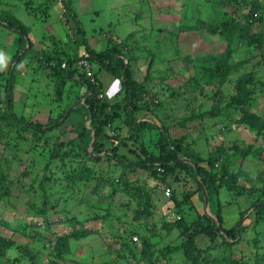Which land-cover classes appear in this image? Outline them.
<instances>
[{"label":"rangeland","instance_id":"374dc122","mask_svg":"<svg viewBox=\"0 0 264 264\" xmlns=\"http://www.w3.org/2000/svg\"><path fill=\"white\" fill-rule=\"evenodd\" d=\"M36 3L37 0H0V11L9 8L29 26V36L36 50L48 46L55 47L54 38L64 43L65 46L69 45L66 35L68 34L70 37L72 34L73 38H76L77 35L74 33L76 26L73 18H70L69 21H65L63 17L59 18L62 9L61 1H52L50 14L44 20L39 14L43 6L40 4L39 10ZM27 4H31L32 7L29 8ZM70 5L84 28L87 41L96 49L104 48L108 38L121 40L130 31L136 29L138 32L130 42L136 47L137 54L146 55L153 51L166 59L156 62L152 67L148 87L154 94L152 101L156 102V99L161 101V107L157 109V112L169 124L172 134L179 135L185 131L190 139L196 138L194 146L203 155L221 141L226 145L237 141L243 149H248V153L234 155V165L240 166L251 175H256L264 169V133H256L255 128L235 122L240 112L233 111L232 116L222 114L203 119L202 130L194 127L193 124H190L186 129L179 126L181 119L194 111L200 102L211 103L203 93L199 92L197 84H187L188 77L194 74L197 75L199 84H203L204 78L203 71L199 66L188 62L184 56L219 51L225 46L224 40L216 34L208 33L204 28L181 29L179 25L194 23L197 17L211 23H219L224 18V11H231L232 5L215 6L208 0H70ZM25 7L30 11H35L37 17L34 16L35 13H30ZM241 7V12L247 10L246 6ZM1 25L0 111L5 103L3 81L5 70L10 62L8 57L12 56L18 44V32ZM253 29L264 30V21L255 22ZM171 31L177 32L178 36L175 42H171L168 37ZM51 35L54 38H51ZM78 43L79 41L74 44L71 42L74 48ZM173 48H176L175 52ZM29 54L23 61L27 62L28 56L31 57V60L27 64L21 63L23 67L20 71L18 70L19 66L15 70L17 78L14 87L20 90L24 89L25 95L23 96L18 91L15 92L19 95L18 97L14 95L12 108L18 116L23 117L26 121L44 123L48 115H54L60 111L64 103L56 104L53 100L52 80L47 76L46 71L40 68L43 57L38 55L35 59L32 52ZM231 60L238 62V66L230 72L228 80L223 86L225 96L233 91V80L241 72L252 70L260 82L255 84L256 88L253 94L255 101L251 104V108L261 113L264 110V44L261 47H256L236 40ZM137 65L135 74L142 78L146 65L141 60L137 62ZM95 67L96 64L93 65V68ZM99 76L105 89L102 95L110 99L114 98L121 87L120 78L112 76L105 70L100 71ZM73 87L76 92L85 91L82 84L75 83ZM208 90V88L205 89L207 92ZM77 101L76 104L82 102V99ZM137 115L143 114L139 111ZM149 115L152 114L149 113ZM74 116L78 117L77 113H73L65 125H62L63 120L57 121V127L45 133L22 130L12 124L9 119L0 118L1 166L12 183L10 192L0 198V219L8 222V225L0 222V264H23V262L30 264L32 258L29 254L34 255L38 264H51L50 258L57 259L58 264H126V259L117 254V249L121 250L122 243L125 242L126 247L130 246L136 253V258L139 259L141 257L140 238L142 234L148 233L149 224L153 228L155 235L153 239L157 240V247L167 243H179L181 240L179 230L173 229L166 233L161 226V222L167 217L170 211L169 206L171 207L172 204L167 199L168 195L161 188L169 186L166 182L171 181V178L167 175L162 179L160 175H151L139 167L125 173L126 179L131 181L132 185L147 187L157 181L161 186L152 193L155 211L149 220H146L145 217L134 216L132 209L136 203L134 200L127 203L129 196L126 194L116 193L113 198L108 195L111 191L110 186H107L108 182L102 181L97 189L94 188L95 178H91L87 182L78 181L74 186H69V181L65 178V173L70 170L69 163H65V161L62 163L51 153L52 147L57 144L59 139L66 140L75 134L74 131L68 133L62 131L71 129L70 118ZM122 131L124 135L128 133L126 127H123ZM156 135V131L152 129L143 133V144L149 150L154 149L153 142ZM94 143L95 140L90 141L89 144L91 153ZM121 150L125 151L126 148L121 146ZM98 155L102 159L95 164L94 173L102 174V177H108L115 181L120 167L109 164L106 157L103 156V152L92 154L95 157ZM128 155L132 158L135 157L129 152ZM45 174L48 176L45 182L46 192L51 203H55L48 208V215L52 221L49 226L50 232L44 230L40 231L43 232V235L32 236V234L28 235L27 232L16 227L20 225V217L33 216L36 208L41 204L43 190L40 179ZM240 182L248 184L244 180H240ZM173 184L178 192L181 191V188L183 189L181 183ZM187 185H191L190 181L186 183ZM127 187L133 188L131 185ZM221 192L223 223L225 226H229L238 220L242 210L250 207L251 197L244 195L233 199L227 191L222 190ZM178 198H181L180 194ZM227 198L232 200L227 203L225 201ZM197 205L199 211H205L216 218L208 204L197 201ZM182 207V214L190 220L194 212L184 203H182ZM251 211L252 208H248L241 219L247 227L240 234L241 239L234 247L235 255H241L249 260L253 259L255 251H264V219H260L253 228L254 216L250 214ZM95 213L101 216L92 218ZM70 215H76L83 219L82 223L88 227L87 229H91V232L79 238L68 237L65 243L59 245L58 248L62 249V256L57 257L55 255L58 244L57 236L67 234L73 227L66 219ZM36 217L39 219V216ZM17 218L19 219L17 220ZM80 226L79 223L75 227ZM132 234L137 235L138 239L133 240ZM256 237L257 247L253 242V238ZM196 242L199 246L206 247L209 239L200 234L196 236ZM126 247L121 252L129 255ZM168 255V260L172 264L184 263L185 258L181 250L168 253ZM13 257L15 258L13 259ZM165 262V259L159 260L158 264Z\"/></svg>","mask_w":264,"mask_h":264},{"label":"trees","instance_id":"16d2710c","mask_svg":"<svg viewBox=\"0 0 264 264\" xmlns=\"http://www.w3.org/2000/svg\"><path fill=\"white\" fill-rule=\"evenodd\" d=\"M52 1L37 0V8L40 10L39 5L43 6L39 12L42 20L50 14ZM60 1L62 9L59 18L63 17L65 21L73 18L76 26L74 31L77 35L76 38H73L72 34L68 37L66 33L69 41V45L66 46L51 35V38L53 37L56 42L54 43L55 47L48 46L36 50L29 36V26L9 8L0 11V24L18 32L17 48L4 73L5 103L2 111H0V118L9 119L12 124L22 130L45 133L57 127L56 122L63 116L69 105L82 99V102L76 104L66 114L62 123L65 125L67 119L73 113H77L78 117L70 118L71 129L62 130L64 133L74 131L75 134L66 140L59 139L57 144L52 147L51 155L60 159L62 163L64 161L69 163L70 170L65 173L69 186H74L78 181L87 182L89 179L95 178L94 188L97 189L102 181L108 182L107 186H110L111 189L108 195L112 198L116 193H124L129 196L127 203L132 200L135 201L136 206L132 211L137 218L145 217L146 220H149L153 216L155 204L152 193L161 186L157 181L147 187L145 185H132L131 181L126 179L125 173L139 167L151 175H160L162 179L166 175L171 178V181L166 183L170 186L171 192L167 194V199L172 204L171 207L169 206L170 211L167 217L162 220L161 226L166 233L173 229L179 230L181 240L179 243H167L157 247V240L153 239L155 236L153 228L149 224L148 233L142 234L140 238L141 259L136 258V253L130 246L127 248L125 242L122 243L121 250L126 247L129 255L121 252L119 248L117 249V254L126 259V264H158L159 260L163 259L166 260L164 264H172L168 260V253L177 250L182 251L185 264H264V251H255L252 256L253 259L251 257L252 260L245 259L241 255L237 256L234 252L235 245L241 239L240 234L247 227L241 219L248 208H252L250 214L254 216L253 228L260 219H264V169L256 175H251L240 166L234 165V155L248 153V149H243L237 141L228 145L221 141L203 155L194 146L196 138L190 139L185 131L179 135L172 134L169 124L158 115L157 109L161 107V101L157 99L156 102L152 101L154 94L148 87L152 67L156 62L166 59L153 51L146 55L137 54L136 47L130 42L138 32L136 29L130 31L121 40L110 37L104 48L96 49L87 41L84 28L75 11L71 8L70 0ZM208 1L215 6L232 5L233 8L231 11H224V18L219 23H211L197 17L194 23H181L179 28L194 30L204 28L208 33L216 34L224 40L225 46L219 51H207L198 55L187 54L184 56L188 62L199 66L203 71L204 78L203 84H199L197 75L194 74L188 77L187 84H197L199 92L203 93L211 103L200 102L194 111L181 119L179 126L186 129L190 124H193L194 127L202 130L203 119L222 114L232 116L233 111H238L240 115L235 122L255 128L256 133H264V110L259 113L251 108V104L255 101L253 95L256 88L255 84L260 82L255 73L252 70L241 72L233 80V91L226 96L223 92V86L228 80V75L238 66V62L231 60L236 40L256 47H261L264 44V30L253 29L255 22L264 21V0ZM27 6L30 8L31 4H27ZM241 6H246L247 10L241 12ZM27 10L30 13H35L34 16L37 17L35 11ZM177 36V32L171 31L168 37L171 42H175ZM78 41L79 43L74 48L73 44ZM173 51L175 52L176 48H173ZM30 52L33 53L35 59L38 55L43 57L40 68L45 70L47 76L52 80L53 100L56 104L64 103L62 109L54 115H48L44 123L26 121L23 117L18 116L12 108L14 85L17 78L15 70L19 66L18 70L20 71L23 67L21 63L27 64L31 60ZM28 54L27 62L23 61ZM79 58H86L90 62L93 70V81L91 76H87L85 71L76 64ZM139 60L146 65L142 78L135 74ZM63 62L65 64L62 66ZM94 64H96L95 68H93ZM102 70L120 78L121 87L115 97L113 96L114 98L99 96V93L103 92V83L99 76V72ZM75 83L84 85L85 91L82 93L74 91ZM206 88L209 89L208 92L205 91ZM139 111L143 115L138 116L137 112ZM149 113L152 115L148 116ZM123 127L127 128L128 133L126 135L122 133ZM150 129L155 130L157 135L153 142L154 149L149 150L143 144L142 136L146 130ZM93 133L96 135V139L91 153L89 152V144ZM121 146L126 150H121ZM101 152L109 164L120 167V172L115 181L108 177H102V174L94 173L95 164L102 157L100 155L95 157L92 154ZM128 152L135 157H130ZM181 157L193 160L197 164L199 175L196 174L193 164L181 159ZM78 163H80L79 166L75 167ZM1 164L0 158V198L5 197L10 192L12 184ZM47 179L46 174L40 179L43 199L36 208L34 215L29 218L20 217V225L16 227L27 232L28 235H43V232L40 231L44 230L50 232L49 226L52 221L48 215V208L55 203H51L46 192L45 182ZM240 180H244L248 184L241 183ZM188 181H190V186H186ZM177 182L183 185V189L181 188L179 192L173 184ZM258 183L260 185H257ZM129 185L133 188L127 187ZM202 186L207 193V204L215 214L216 218L214 219L207 212L198 210L197 201L203 203ZM161 188L164 190L163 187ZM222 190L227 191L233 199L244 195L251 197L250 207L242 210L238 220L229 226H225L223 223L221 209L223 199L220 197ZM179 194L180 199L178 198ZM230 200L232 199H225L227 203ZM182 203L194 212L190 220L182 214ZM98 215L95 213L92 218H97ZM36 216H39V219ZM66 219L70 221L73 227L67 234L57 236L58 244L55 250L57 257L62 256V249L61 247L58 248L59 245L65 243L68 237L79 238L91 232V229H87L88 227L82 223L83 219L76 217V215H70ZM3 220L1 218L0 222L8 225L7 220ZM79 223L81 226L75 227ZM200 234L209 239L206 247H201L196 242V236ZM253 242L257 247V237L253 238ZM214 250L216 251L214 252ZM29 256L32 258L30 264H38L33 254H29ZM50 262L51 264H58L55 258H50ZM23 264L27 263L23 262Z\"/></svg>","mask_w":264,"mask_h":264},{"label":"built area","instance_id":"2783aa9c","mask_svg":"<svg viewBox=\"0 0 264 264\" xmlns=\"http://www.w3.org/2000/svg\"><path fill=\"white\" fill-rule=\"evenodd\" d=\"M65 63L63 62L61 65L63 66ZM76 64L78 65V66H80L84 71H85V74L87 75V76H91V80L93 81V77H92V75H93V70H92V67H91V64H90V62L88 61V59H86V58H79L77 61H76ZM99 95H102V93H99ZM160 170H161V168H160ZM169 192H170V187L169 186H167V187H165L164 188V193L167 195V194H169ZM132 239L133 240H137L138 238H137V235H132Z\"/></svg>","mask_w":264,"mask_h":264},{"label":"water","instance_id":"95a60500","mask_svg":"<svg viewBox=\"0 0 264 264\" xmlns=\"http://www.w3.org/2000/svg\"><path fill=\"white\" fill-rule=\"evenodd\" d=\"M78 101H79V100H78ZM78 101H77V102H78ZM75 104H76V102H75L74 104L70 105V106L66 109L65 113H64L63 116L58 120V122H61V121L65 118L66 114H68V113L70 112V110L72 109V107L75 106ZM95 139H96V135L93 133V136H92L91 142H93ZM181 159H183V160H187V161H190V162L193 164L194 168H195L196 174L199 175V170H198L197 164H196L193 160L187 159V158H185V157H181ZM202 190H203V203H204V204H207V193H206V191H205V189H204L203 186H202ZM209 215H210V214H209ZM210 216H211V215H210ZM211 217L213 218V216H211ZM213 219H214V218H213Z\"/></svg>","mask_w":264,"mask_h":264},{"label":"crops","instance_id":"0c3cea01","mask_svg":"<svg viewBox=\"0 0 264 264\" xmlns=\"http://www.w3.org/2000/svg\"><path fill=\"white\" fill-rule=\"evenodd\" d=\"M0 26H2V25L0 24ZM3 27L5 28V26H3ZM0 53H1V50H0ZM13 53H14V52H13ZM10 59H11V55H9V57H8V60H10ZM23 90H24V89H23ZM23 90H20V89H16V88H15V92H17V91H18V92H21V93L23 94V96H24V95H25V92H24ZM103 90H105L104 87H103ZM15 92H14V95H17V97H18L19 93H15ZM14 95H13V97H14Z\"/></svg>","mask_w":264,"mask_h":264}]
</instances>
